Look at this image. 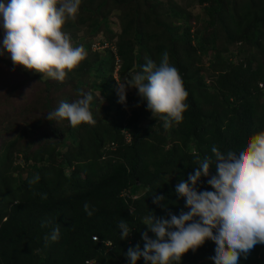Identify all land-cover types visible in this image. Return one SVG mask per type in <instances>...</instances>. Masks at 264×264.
<instances>
[{
  "label": "trees",
  "instance_id": "1",
  "mask_svg": "<svg viewBox=\"0 0 264 264\" xmlns=\"http://www.w3.org/2000/svg\"><path fill=\"white\" fill-rule=\"evenodd\" d=\"M182 1L81 0L76 19L62 31L74 47L85 48L87 57L63 82L29 75L23 66L13 65L8 52L6 60L0 56V63L25 81H35L39 99V109L27 104L0 114V264H130L127 250L137 244L143 248L142 233L155 238L143 224L149 212L167 217L169 211L179 215L188 210L175 185L198 166L197 158L211 156L213 145L221 152L235 150L264 131V0ZM194 5L205 24L193 31L191 22L198 19L190 10ZM113 11L121 24L118 34L108 26ZM81 28L86 31L77 36ZM101 31L110 46L101 53L91 51L90 39ZM221 38L223 43L216 45ZM164 51L181 74L188 108L182 121L167 129L159 116L138 126V112L131 110L126 141L112 73L122 82L140 71L146 59L158 63ZM84 88L104 98L103 111L112 112L111 123L84 124L81 131V125L72 127L66 119H46L61 101L81 98ZM95 104L96 98L91 110ZM144 107L149 115L146 102ZM34 111L39 117L30 121ZM16 119L18 125L9 127ZM32 135H39L34 148ZM65 142L78 147L62 156ZM210 173L215 174L214 166ZM198 190L213 191L206 177ZM157 195L165 197L161 206L153 203ZM86 202L95 209L92 216L84 211ZM122 219L132 231L124 240L118 227ZM42 221L59 226L57 241L46 239L52 228L41 227ZM215 247L206 240L179 264H209ZM137 264H145L144 259ZM239 264H264V245H256L246 259L240 257Z\"/></svg>",
  "mask_w": 264,
  "mask_h": 264
},
{
  "label": "clouds",
  "instance_id": "2",
  "mask_svg": "<svg viewBox=\"0 0 264 264\" xmlns=\"http://www.w3.org/2000/svg\"><path fill=\"white\" fill-rule=\"evenodd\" d=\"M80 5L81 0H0L5 32L3 48L10 54L13 65L42 73V78L63 82L67 73L87 57L85 48L74 47L69 35L62 31L68 20L76 19ZM128 88L137 89L147 110L155 119L159 116L165 129L173 122L182 121L188 108L185 103L188 92L167 51L158 63L146 59L140 71L117 82L119 103L126 104ZM80 97L71 103L61 101L55 110L47 113L46 119H66L72 127L95 124L91 111L93 94L81 91ZM211 153L203 159L197 158L198 166L186 180L181 179L175 185V194L185 200L187 211L182 210L179 215L169 211L167 217L149 212L143 218V224L155 238H150L148 232L142 233L143 248L137 244L127 250L130 264H137L140 258L145 264L173 261L179 264L185 253L195 252L206 240L216 245L215 254L209 257L214 264H239L240 257L246 259L256 245H264V131L251 135L235 150L221 152L213 145ZM213 166L214 175L210 173ZM202 177L207 178L213 191L198 190ZM38 179L36 176L30 183ZM164 200V196L157 195L153 203L161 206ZM84 211L92 216L95 209L90 210L86 202ZM41 227L52 228L46 239H59L58 225L42 221ZM118 227L121 240L131 235L126 220L122 219Z\"/></svg>",
  "mask_w": 264,
  "mask_h": 264
},
{
  "label": "rangeland",
  "instance_id": "3",
  "mask_svg": "<svg viewBox=\"0 0 264 264\" xmlns=\"http://www.w3.org/2000/svg\"><path fill=\"white\" fill-rule=\"evenodd\" d=\"M174 1L178 5L184 4V2L182 0H174ZM190 10H191L192 14H198L197 15V17H198L197 22H193V21L191 22L192 30L194 31L195 29H202L204 24H205V18L202 17V12L200 11V8L196 5H194L193 7H191ZM71 21H74V20H71ZM108 22H109L108 26H109V29L111 30V33L118 34L120 31L121 24L118 22L115 14H114V11L110 13V15L108 17ZM85 28H86V25H85ZM85 31L86 30L84 28H81L75 34L77 36H82L85 33ZM4 34H5V32H4V29L2 26V21H0V51L3 52V55H0V56H1V58L3 57L2 59L6 60L10 56V54H9V56L7 54H4L7 52L6 49L3 48ZM87 40H89V39H87ZM87 40H85V41H87ZM71 42L73 43V41H71ZM90 42H91L90 43V50L91 51L94 49V48L92 49V45L96 44V43L99 46H104L102 48L103 50H105L106 48H108V46H110L109 43H107V41H105V34L102 31L98 32L96 35H94V37H92L90 39ZM221 43H223L222 38L216 41V45L221 44ZM75 47H78V46H75ZM102 49L99 48V51H97V52L103 51ZM229 49H231V47H229ZM94 50L96 51L97 49L95 48ZM202 62H204V59L202 60ZM27 72L29 75L41 74V76L43 77L42 73H37V72L32 71V70H27ZM131 74H133V73H131ZM112 78L116 84H117V82H120L117 79V75H116V73H114V71L112 73ZM126 78H130V76L129 77L126 76L125 78H123L122 82ZM43 79H47V78H43ZM48 79L54 80L51 78H48ZM36 86L37 85L35 84V81H25L23 76H21L20 74H18L15 71H12L11 68H8L7 66L0 63V114L4 110H6L10 107L15 108L17 110V109L21 108L22 106L26 107L27 104H33L34 107L39 109V99H38V95L36 94L37 91H35ZM37 88H38V86H37ZM66 90H67V88H66ZM82 91L86 93L88 90L86 88H84V89H82ZM68 93H71L69 89H68ZM54 94H56V93H54ZM92 94L94 95V98H96V104L93 107V109L91 110L93 113L95 124H86V126L91 127V126H95L97 124H104V126H106L107 124L111 123L113 120L112 119V112L109 111V112L105 113V111H103V108L106 107L107 103L104 100V98L101 97L97 92H93ZM98 97H100L102 99H97ZM117 99H119L118 96H117ZM34 103H36V104H34ZM144 106H145V101H142L140 99V97L137 94V89L128 88L127 93H126V104L122 106V108H123L122 109L123 110L122 126L123 127H122L121 134L124 137L127 136V132H126L125 128H128V124L126 121L131 114V110H136L138 112L139 120H138L137 124L140 127L147 126L148 122L154 118L152 116V113H150L149 115H145V107ZM7 111L11 113V111H14V110L8 109ZM19 112H21V111H19ZM22 112H24V111H22ZM13 115H15V114H13ZM31 115H32V117L29 118L30 121L37 120L39 117V112L34 111L31 113ZM40 119H41V123H43V121H45L42 118H40ZM18 121H20V119L10 121L9 127L13 128L12 126H14V125L17 126ZM27 122H29L28 119H27ZM99 122H102V123H99ZM55 125L57 127V125H58L57 122H55ZM83 125L84 124H81V126H80L81 131H82ZM124 126H125V128H124ZM39 129H41V128H39ZM80 130H79V132H80ZM38 137H39V135H38ZM38 137L35 135H32L30 137L34 141V145L32 148L35 147V145L37 143L36 139L38 140ZM20 143L23 144V138L20 139ZM65 143H66L67 148H63L60 150V152L62 153V156L72 153L73 149L78 147L77 145H71L68 142H65ZM18 158H19V156H18ZM18 158L15 160V162L20 164V165H23L21 160ZM66 172H67V170H66ZM23 176H24V172H21V177H23ZM206 262L209 264H214V262H212V261H206Z\"/></svg>",
  "mask_w": 264,
  "mask_h": 264
},
{
  "label": "built area",
  "instance_id": "4",
  "mask_svg": "<svg viewBox=\"0 0 264 264\" xmlns=\"http://www.w3.org/2000/svg\"><path fill=\"white\" fill-rule=\"evenodd\" d=\"M104 46H98V44L96 43V44H93L92 45V49L94 48H96V49H102ZM93 49V50H94ZM112 51H113V49H112ZM117 63V60L115 59V64ZM116 68H117V66L115 67V70H116ZM119 103V102H118ZM119 105L120 106H123V105H125V104H121V103H119ZM125 139H126V141H128L129 140V137H128V134H127V136H125ZM112 145V144H111ZM91 240H93V241H95L96 240V238L95 237H91Z\"/></svg>",
  "mask_w": 264,
  "mask_h": 264
}]
</instances>
